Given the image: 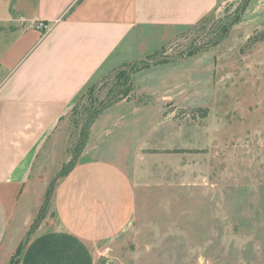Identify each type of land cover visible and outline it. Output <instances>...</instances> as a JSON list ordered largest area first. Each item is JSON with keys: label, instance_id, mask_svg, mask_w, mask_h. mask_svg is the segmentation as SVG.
Wrapping results in <instances>:
<instances>
[{"label": "rangeland", "instance_id": "1", "mask_svg": "<svg viewBox=\"0 0 264 264\" xmlns=\"http://www.w3.org/2000/svg\"><path fill=\"white\" fill-rule=\"evenodd\" d=\"M242 4L120 46L35 171L31 197L38 183L45 188L29 229L52 222L57 181L90 150L134 184V214L109 255L129 264H264V40L251 42L264 27L231 25ZM27 233L4 264H17Z\"/></svg>", "mask_w": 264, "mask_h": 264}, {"label": "crops", "instance_id": "2", "mask_svg": "<svg viewBox=\"0 0 264 264\" xmlns=\"http://www.w3.org/2000/svg\"><path fill=\"white\" fill-rule=\"evenodd\" d=\"M228 1L0 0V264L40 210L45 186L38 183L37 201L30 195L35 171L56 153L77 98L114 67L107 64L120 46L195 25ZM238 24L264 27V0H250ZM89 153L57 181L53 220L33 229L17 264H129L109 255L108 244L132 219L134 184Z\"/></svg>", "mask_w": 264, "mask_h": 264}, {"label": "trees", "instance_id": "3", "mask_svg": "<svg viewBox=\"0 0 264 264\" xmlns=\"http://www.w3.org/2000/svg\"><path fill=\"white\" fill-rule=\"evenodd\" d=\"M250 2V0H243V4L241 5V7H240V10H239V12H238V15H237V17L233 20V22L231 23V25H233L235 22H237V21H239V19H240V15L243 13V11L245 10V8H246V6L248 5V3ZM226 33H227V26H222V28H221V31H220V34H221V36L223 37L224 35H226ZM221 38V37H220ZM260 40H264V34L261 36V37H257V38H254L251 42H253V41H260ZM217 42V41H216ZM121 73V72H120ZM119 73V74H120ZM80 97V96H79ZM123 96H121V98H122ZM120 98V99H121ZM103 108H104V106H103V102L102 101H100V102H96V104L94 103V106H93V108H92V113H91V115L85 120V124L87 125V127H89L92 123H93V121L96 119V117H97V115L100 113V111H102L103 110ZM74 110V109H73ZM72 110V111H73ZM85 130H86V128H85ZM84 127L82 126V128H81V131H80V136H82V135H84L85 133H84ZM73 166V165H72ZM71 166V167H72ZM71 167H69V169L71 168ZM69 169H67L66 171H64L61 175H64L67 171H69ZM47 192V191H46ZM41 209V208H40ZM40 211V210H39ZM38 214H39V212H38ZM35 227L33 226V227H31L29 230H28V233H27V237L24 239V240H22V242L19 244V246H18V248L16 249L17 250V252H18V256H17V261H18V259H19V257H20V255H21V253H22V250H23V248H24V246H25V243L27 242V240H28V238H29V235H30V233L33 231V229H34ZM16 261V262H17Z\"/></svg>", "mask_w": 264, "mask_h": 264}, {"label": "built area", "instance_id": "4", "mask_svg": "<svg viewBox=\"0 0 264 264\" xmlns=\"http://www.w3.org/2000/svg\"><path fill=\"white\" fill-rule=\"evenodd\" d=\"M36 28H40V29H42L43 28V25L42 24H38L37 26H36Z\"/></svg>", "mask_w": 264, "mask_h": 264}]
</instances>
